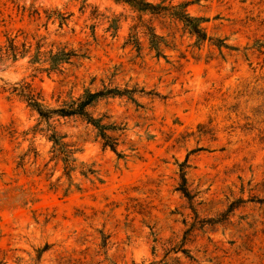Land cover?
Instances as JSON below:
<instances>
[{
  "label": "clouds",
  "instance_id": "obj_1",
  "mask_svg": "<svg viewBox=\"0 0 264 264\" xmlns=\"http://www.w3.org/2000/svg\"><path fill=\"white\" fill-rule=\"evenodd\" d=\"M0 264H264V0H0Z\"/></svg>",
  "mask_w": 264,
  "mask_h": 264
}]
</instances>
